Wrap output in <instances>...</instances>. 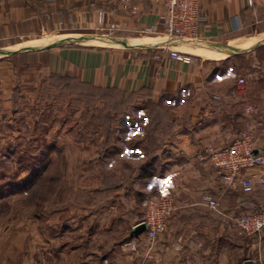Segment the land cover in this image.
Returning <instances> with one entry per match:
<instances>
[{
  "label": "crops",
  "instance_id": "crops-1",
  "mask_svg": "<svg viewBox=\"0 0 264 264\" xmlns=\"http://www.w3.org/2000/svg\"><path fill=\"white\" fill-rule=\"evenodd\" d=\"M135 2L140 12L133 16L121 0H0V108L4 103L12 112L20 111L42 82L55 77L133 94L134 105L149 110L162 106L171 117L155 149L146 139L145 165L130 174L118 171L123 181L116 194L106 201L103 195L95 203L99 207H80V215H73L70 251L60 245L56 254L58 234L52 245L41 239L37 248L22 245L17 250L22 257L38 252L44 264L54 259L102 264L105 258L112 264H264V231L239 235L232 221L204 203L210 195L231 215L259 210L264 203L261 186L251 193L240 185L227 187L209 158L210 149L229 145L243 131L264 147V0L253 5L248 0H201L206 20L197 40L170 41L172 49L194 57L191 63L162 50L163 37L142 31L160 21L164 5ZM46 36L57 39L45 41ZM240 41L246 44L235 43ZM239 77L246 79L244 88ZM14 95L20 96L16 111ZM248 172L263 174L264 167ZM92 184L91 195L99 187ZM168 190L176 193L180 207L146 256L140 242L145 231L134 233L143 201L146 192ZM130 240L138 241V249L125 245ZM0 244V264H26L9 259L16 249Z\"/></svg>",
  "mask_w": 264,
  "mask_h": 264
},
{
  "label": "rangeland",
  "instance_id": "rangeland-1",
  "mask_svg": "<svg viewBox=\"0 0 264 264\" xmlns=\"http://www.w3.org/2000/svg\"><path fill=\"white\" fill-rule=\"evenodd\" d=\"M41 85L23 109L14 95L12 109L20 111L4 103L0 108V242L16 249L9 259L26 264H44L43 255L22 257L17 249L37 248L41 239L52 245L54 234L60 235L54 240L56 254L60 245L70 251L73 215L102 201L91 195V184L102 186L118 171L130 174L148 159V107L134 101L118 112L112 105L128 102L126 96L71 79L51 77Z\"/></svg>",
  "mask_w": 264,
  "mask_h": 264
},
{
  "label": "built area",
  "instance_id": "built-area-1",
  "mask_svg": "<svg viewBox=\"0 0 264 264\" xmlns=\"http://www.w3.org/2000/svg\"><path fill=\"white\" fill-rule=\"evenodd\" d=\"M153 4H163L165 12L161 15L160 21L151 26L145 27L142 31L163 37L162 50L170 51L172 58L191 63L194 57L183 51L172 49L171 40H179L182 43H194L198 38V28L206 20L203 15L201 0H150ZM249 5L254 4V0H248ZM124 10L131 15L140 12V6L135 0H121ZM241 88L246 85L244 77L238 78ZM249 112H253L255 107L249 105ZM210 161L216 168L223 183L229 188L242 186L243 191L251 193L255 185L261 186L264 191V173H250V169L257 166L264 167V147L257 145L256 140L250 132L243 131L233 141L224 147L210 149ZM214 212L232 221L237 228L239 235H255L264 231V203L261 209L249 211L239 215L224 213L218 199L206 196L205 201ZM177 195L174 191L159 193L150 191L143 201V215L136 227L145 225V237L140 239L146 256L154 248L158 236L164 233L169 224L172 214L179 209ZM125 245L132 250L138 249V241L130 240ZM86 264V263H84ZM102 264H112V260L105 258Z\"/></svg>",
  "mask_w": 264,
  "mask_h": 264
},
{
  "label": "trees",
  "instance_id": "trees-1",
  "mask_svg": "<svg viewBox=\"0 0 264 264\" xmlns=\"http://www.w3.org/2000/svg\"><path fill=\"white\" fill-rule=\"evenodd\" d=\"M73 81L77 82L75 79H73ZM79 83V82H77ZM82 86H86V87H90L93 88L94 90H98V91H108V92H115V93H119L123 96H126L128 102L125 101V103H120V105H112L113 108H117L119 109L118 112L127 110L130 106L131 103L133 104L135 101V95L133 94H126L123 93L117 89H101V88H96V87H92L86 84H81ZM149 116H150V121L148 123V141L150 144V147L152 149H155V146L157 145V142L160 140H164L163 138L166 136V128L165 125L167 123L168 120H170V115L167 112V110L162 107V106H158V105H152L150 110H149ZM150 148V151L152 152ZM3 167V165H2ZM35 177V176H33ZM31 181V179H28L23 187L27 186L28 183ZM123 181L122 177L117 175V174H111L108 175L106 178V182L104 185L99 186L97 190H95L92 193V196H94V198H99L101 195V198L103 197V195L105 196L108 193H112L113 195L116 194L119 191V184H121V182ZM103 201H106V199H104Z\"/></svg>",
  "mask_w": 264,
  "mask_h": 264
},
{
  "label": "bare ground",
  "instance_id": "bare-ground-1",
  "mask_svg": "<svg viewBox=\"0 0 264 264\" xmlns=\"http://www.w3.org/2000/svg\"><path fill=\"white\" fill-rule=\"evenodd\" d=\"M93 43H98V44H102V42H97V41H93L91 42V44ZM237 45H245V41H240V42H235ZM35 45H38V44H35ZM198 53H204L205 55H209V56H214V53L213 52H209V51H204V50H200V49H197L196 50Z\"/></svg>",
  "mask_w": 264,
  "mask_h": 264
},
{
  "label": "water",
  "instance_id": "water-1",
  "mask_svg": "<svg viewBox=\"0 0 264 264\" xmlns=\"http://www.w3.org/2000/svg\"><path fill=\"white\" fill-rule=\"evenodd\" d=\"M145 228H146L145 225H139L134 230V233L138 235L142 233L143 231H145ZM244 264H256V263L253 260H246Z\"/></svg>",
  "mask_w": 264,
  "mask_h": 264
}]
</instances>
